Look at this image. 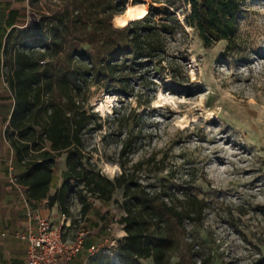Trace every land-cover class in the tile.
<instances>
[{
  "label": "rangeland",
  "instance_id": "rangeland-1",
  "mask_svg": "<svg viewBox=\"0 0 264 264\" xmlns=\"http://www.w3.org/2000/svg\"><path fill=\"white\" fill-rule=\"evenodd\" d=\"M137 1L148 10L167 7L184 28L167 36L159 61L126 52L119 57L109 92L91 85L86 161L110 179L122 173L120 161L127 168L142 162L135 177L148 190L174 193L180 201L187 194L204 201L196 224H172L178 254L169 264H264V0H244L232 49L226 41L206 46L186 26L191 7L182 0ZM132 4L128 0L125 8ZM62 6L63 0H38L29 8L28 25ZM113 25L120 27L114 19ZM24 28H16L15 36ZM42 46L40 40L37 49ZM9 48L8 39L7 62ZM124 142L129 146L121 158ZM122 196L118 190L114 199ZM91 201L92 211L82 218L74 198L65 238L84 229L90 239L102 225L105 237L98 244L105 252L90 254L85 247L82 259L130 264L116 250L126 236L118 223L125 212L113 201ZM105 238L116 246L103 244ZM136 264L155 262L148 258Z\"/></svg>",
  "mask_w": 264,
  "mask_h": 264
},
{
  "label": "trees",
  "instance_id": "trees-1",
  "mask_svg": "<svg viewBox=\"0 0 264 264\" xmlns=\"http://www.w3.org/2000/svg\"><path fill=\"white\" fill-rule=\"evenodd\" d=\"M37 1L29 0L30 8ZM182 1L191 7L186 26L197 31L206 46L226 41L229 49L235 47L244 0ZM127 2L63 0L54 14L41 15L16 36V28L9 32V87L14 97L9 139L24 170L16 174L18 182L35 203L48 199L50 206L57 204L62 215L72 217L76 197L85 218L93 209L91 199L113 201L125 212L118 220L126 233L116 247L120 257L130 264L148 258L169 264L178 254L172 224H196L204 201L192 194L180 201L174 193L148 190L135 177L142 162L127 168L120 161L122 173L110 179L86 161L84 153L92 116L86 107L91 85L109 92L119 57L126 52L135 59L148 55L159 61L167 36L184 28L176 13L155 5L142 19L114 27L113 19L124 13ZM40 40L43 48L37 49ZM128 146L124 142L121 158ZM64 155L67 170L57 186V161ZM53 187L56 191L50 195ZM118 190L123 191L122 200L114 199ZM102 230L103 226L98 233Z\"/></svg>",
  "mask_w": 264,
  "mask_h": 264
},
{
  "label": "crops",
  "instance_id": "crops-1",
  "mask_svg": "<svg viewBox=\"0 0 264 264\" xmlns=\"http://www.w3.org/2000/svg\"><path fill=\"white\" fill-rule=\"evenodd\" d=\"M29 0H0V264H26L28 242L18 238L17 232H27L29 223L26 217V207L20 198L19 191L9 181L11 165L14 173L20 176L23 168L17 163L15 150L9 136L13 134L10 128L11 116L14 110V97L9 87V62L5 55L9 32L13 28L25 27L29 22ZM16 136V135H15ZM62 158V157H61ZM60 159V158H59ZM57 161V186H60L62 172L67 170L66 156ZM56 187L51 188L54 195ZM43 216L58 222L62 218L58 205L50 206L45 199L35 203ZM102 225H98L100 230ZM105 237V230L87 241V247L100 243ZM83 252L73 261L64 264H86L82 259Z\"/></svg>",
  "mask_w": 264,
  "mask_h": 264
},
{
  "label": "built area",
  "instance_id": "built-area-1",
  "mask_svg": "<svg viewBox=\"0 0 264 264\" xmlns=\"http://www.w3.org/2000/svg\"><path fill=\"white\" fill-rule=\"evenodd\" d=\"M9 181L20 193V198L26 207V217L29 223L27 232H17L15 235L28 242V254L26 264H64L73 261L85 250L86 237L89 231L79 229L73 238L64 236L65 230L72 223L71 217L62 215L61 220L54 222L45 217L28 196L25 188L18 182V176L14 173L12 165ZM104 243L111 247L116 246V241L105 238ZM101 245H92L87 248L90 254L99 251L105 252Z\"/></svg>",
  "mask_w": 264,
  "mask_h": 264
},
{
  "label": "bare ground",
  "instance_id": "bare-ground-1",
  "mask_svg": "<svg viewBox=\"0 0 264 264\" xmlns=\"http://www.w3.org/2000/svg\"><path fill=\"white\" fill-rule=\"evenodd\" d=\"M126 9V8H125ZM148 13V8L144 4L128 5L123 14L117 16L114 22L117 26L124 27L132 21L142 19Z\"/></svg>",
  "mask_w": 264,
  "mask_h": 264
}]
</instances>
